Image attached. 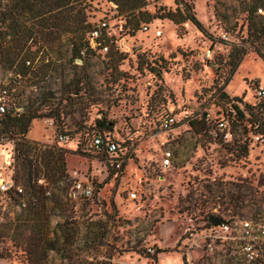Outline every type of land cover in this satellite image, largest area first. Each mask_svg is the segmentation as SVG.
<instances>
[{"label":"rangeland","instance_id":"obj_1","mask_svg":"<svg viewBox=\"0 0 264 264\" xmlns=\"http://www.w3.org/2000/svg\"><path fill=\"white\" fill-rule=\"evenodd\" d=\"M141 1L144 14L133 34L128 11L110 0H93L88 19L94 27L107 21L110 35L93 44L88 33L83 58L76 57L69 34H61L63 27L45 19L47 14L19 15L15 0L0 1V88L15 89L17 110L12 111L39 115L25 135L37 149L26 148L23 155L12 134L0 131V179L24 189L0 191V264H35L26 221L37 215L67 219L60 234L45 236L58 240L60 249L71 248L75 261L93 264H159V249L165 250L161 264H183V252L196 247L185 242L192 232L224 233L212 217L227 220L231 230L241 228L243 220L264 218V138H257L252 123L263 101L258 91L264 87V60L247 41L246 14L237 0ZM187 5L211 37L192 21L179 26L160 17ZM5 11L12 13L6 21ZM16 23L35 30V37L22 40L13 33ZM41 30L51 34L41 37ZM242 48L246 53L232 72L231 53ZM167 116L175 118L170 129L162 126ZM99 117L113 121L112 134L124 137L133 154L124 180L76 148ZM223 120L226 127L219 125ZM60 123L73 138L64 146L68 162L62 183L49 185L44 177L52 169L51 156L45 151L59 145ZM168 150L172 165L164 167ZM76 170L95 182L88 200L69 180ZM137 188L139 199H130L128 191ZM84 218L95 220L87 224ZM81 226L105 227V246L83 243L96 232H81ZM50 255V264H67L60 254Z\"/></svg>","mask_w":264,"mask_h":264},{"label":"trees","instance_id":"obj_2","mask_svg":"<svg viewBox=\"0 0 264 264\" xmlns=\"http://www.w3.org/2000/svg\"><path fill=\"white\" fill-rule=\"evenodd\" d=\"M92 1L93 0H15L14 5L17 8L16 12L19 13V15H23L25 12H28L32 17L35 18L47 14V17L45 19H48L49 21L53 20L56 25H58L59 27H63L61 34H69L68 37L73 44V50L76 53V57L83 58L82 49L84 47L90 46L88 33H91L94 29V26L88 19L89 15L87 13V10L92 5ZM110 1L116 3L122 11L129 12L130 17L128 19V23L133 26L132 33L135 34V32L139 29V24L140 21H142V15L144 14V11H141V7L143 6L142 1ZM237 1L239 2L241 11L246 14L245 21L247 24L248 32L247 41H250L252 43L258 55L264 60V0ZM260 10H262V12ZM11 14L9 11L4 12L5 21L11 17ZM160 17L169 18L179 26H181L184 22L192 21L203 33L211 37L204 24L198 19L192 5H187L185 10H182L181 8H177L176 10H168L165 13H162ZM42 19L43 17L41 18V21ZM19 24L20 23H16L14 27L12 26L14 34H19L22 40H24L26 37H35L37 33L35 30H33L32 28L21 29V25ZM9 26H11V24H9ZM39 32L41 33V37H43L45 34H51L50 31L47 32L41 30ZM8 35H11V33H8L5 38H7ZM23 48L24 46L20 48V51L23 50ZM244 53H246L245 48H242V51L238 54L234 53V51L231 53L232 72H234V70L238 67ZM25 64L26 63L24 61L23 67L28 68V66H26ZM158 72L161 73L160 70ZM228 80L229 79H227V81ZM226 96L228 97V95ZM262 99L263 101L260 104L261 106L259 111L260 115H258V117L252 123L253 125L257 126V128L255 129V133L264 137V98ZM233 100L237 101L240 100V98L235 97L233 98ZM233 106L237 110L239 118L245 120L246 116L244 112L240 110L237 105ZM49 115L53 116L54 114L50 113ZM38 116L39 115H36L34 113L32 114L30 111H24L22 113L14 112L12 110L0 112V131L5 135L12 134V139H16L19 142L16 147L17 152L22 153L26 148L31 149L33 148V146L36 147V143L26 141L25 135L28 132L33 119ZM58 118H60V115H58ZM113 124V121H108L105 117H99L98 119H96L95 123L88 128V131L84 133V135H81L79 139H77V149H83V144L81 143L82 137H88L89 135L90 138H92L93 135H96L97 133L115 136L112 134ZM59 130L61 131V133L68 134L70 140H72L73 135L70 132H65L64 127L61 123L59 124ZM45 153H49V155L51 156L50 166L52 167V169L58 168L61 172V177L63 178L66 163V149H64V147L60 148L58 145H53L50 146L49 149L45 151ZM110 172L111 174H114L113 171ZM45 187L46 193H51V191L49 190L50 188L48 186ZM105 231V227H99L93 238L91 237V240L85 239L83 240V243H91V245L94 247H96L97 244H105L107 241ZM45 235L46 233L33 234L30 238V245L33 248V251H31V256L34 257L33 261L35 262V264H50V252H56L57 254H60L62 256V259L65 260L67 264H77L76 262H78L79 264H93V262L90 263L89 261L84 259H78V261H75L74 254L72 253L71 248H68V246L65 245L64 249H60V242L58 240L49 238L51 236H49V234V237H46ZM161 251L165 250L159 249V252Z\"/></svg>","mask_w":264,"mask_h":264},{"label":"built area","instance_id":"obj_3","mask_svg":"<svg viewBox=\"0 0 264 264\" xmlns=\"http://www.w3.org/2000/svg\"><path fill=\"white\" fill-rule=\"evenodd\" d=\"M262 12V10H260ZM110 27L107 21L101 22L95 26L90 33L92 43L96 44L103 35H110ZM149 26L145 27L148 30ZM158 31V30H157ZM161 32V31H160ZM159 32V33H160ZM108 50V46L104 47ZM28 65L31 64L30 60H27ZM261 98H264V87H261L258 91ZM17 96L15 95V89L11 85H7L0 88V112H6L10 110H17L16 107ZM17 112V111H14ZM50 125L54 126V119H48ZM175 124V118L173 116H167L162 119V126L165 129H170ZM221 127H226V121H220ZM232 135V132H228ZM258 139L264 138L262 135L257 136ZM70 141L68 134L62 133L58 136L59 147L63 148V145ZM81 143L83 144V151L90 155L92 158H96L101 165H103L107 171H113V175L117 178H121L125 175L127 164L130 159H133V154L127 146V141L124 137H115L108 134L97 133L92 138L82 137ZM85 146V147H84ZM37 147V146H36ZM78 148V144H77ZM172 165V151H166L164 153L162 166L168 167ZM78 174V175H75ZM74 175L69 177L72 182L73 189L76 194L81 195L84 199L88 200L95 195V182L91 178L87 177L86 180L81 179L79 171H76ZM79 176V177H78ZM15 190L17 193L23 192V187L16 184L12 180L0 179V191L7 192ZM50 193V192H48ZM128 197L132 200H137L140 197V190L134 189L128 191ZM224 233L235 234L236 238L241 242L240 251L237 252L236 260L237 264H264V218H250L243 220L241 228H234L231 230L230 223H223ZM220 233L213 232L211 235L218 238ZM234 235V236H235ZM211 247V244H209ZM153 252V249L150 248Z\"/></svg>","mask_w":264,"mask_h":264},{"label":"crops","instance_id":"obj_4","mask_svg":"<svg viewBox=\"0 0 264 264\" xmlns=\"http://www.w3.org/2000/svg\"><path fill=\"white\" fill-rule=\"evenodd\" d=\"M13 146V143H9V146ZM66 144L63 145V147ZM77 148V147H76ZM13 153L14 151L11 150V155L9 157V159L13 160ZM9 155L8 152V147L5 149H2V156H3V160L6 159V155ZM86 160L90 161L91 163L95 162V164L100 163L96 158H91V157H85ZM7 160V159H6ZM66 161L68 162V157L66 159ZM101 164V163H100ZM3 166H5V164H3ZM7 166V164H6ZM136 166V164H135ZM89 168L91 166H88ZM102 170H104L106 173H110L109 171H107V169L101 165ZM127 168L129 170V162L127 164ZM49 171V170H48ZM77 171V170H76ZM73 172L74 173H76ZM80 172V171H79ZM131 173V171H129ZM81 173V172H80ZM79 176L81 179L86 180V175L84 174H80ZM72 174V173H71ZM127 169H126V173L123 177H121V180L126 179L127 177ZM49 177H44V181L46 182V184H49L51 182H56V183H60L62 182V177H61V172L59 171L58 168L56 169H51L50 173L48 174ZM113 175V174H111ZM49 202V200L47 201ZM88 220L87 222L85 221V223L88 224V222L95 220V218H84L83 220ZM67 219H65L64 217L61 216H45V215H37V216H32L29 220L26 221L27 223V227L28 229H31L32 235L33 234H39V233H46L49 234V236L51 235H55V234H60L61 231L65 230V221ZM71 220V219H68ZM78 222V221H77ZM84 223V221H82ZM71 224H74V222H71ZM78 230L83 232V231H92V232H96L98 231V227H88V226H81L78 227ZM212 233H205V235L201 234V233H195L192 232L191 236H188L185 239V242H189L191 245L194 243V247L192 250L189 249L187 251V253L183 252L184 254V263L183 264H237V260H236V254L238 251H240L241 248V242L239 239L236 238L237 235L235 234H227V233H220L218 235V238L211 235ZM235 235V236H234ZM209 239V240H208ZM207 240V242H206ZM206 244H211V247H208ZM97 246H101V248H103L105 246V244L102 245H98ZM199 246V247H197ZM178 251V250H176ZM162 252H159V257L157 258V260H159V264L162 263ZM179 252V251H178ZM186 257V260H185Z\"/></svg>","mask_w":264,"mask_h":264},{"label":"water","instance_id":"obj_5","mask_svg":"<svg viewBox=\"0 0 264 264\" xmlns=\"http://www.w3.org/2000/svg\"><path fill=\"white\" fill-rule=\"evenodd\" d=\"M81 61L83 62L82 59H81ZM211 219H212V222H213L214 225L228 223L227 220H225L224 218H220V217H212Z\"/></svg>","mask_w":264,"mask_h":264},{"label":"bare ground","instance_id":"obj_6","mask_svg":"<svg viewBox=\"0 0 264 264\" xmlns=\"http://www.w3.org/2000/svg\"><path fill=\"white\" fill-rule=\"evenodd\" d=\"M160 33H162V32H160Z\"/></svg>","mask_w":264,"mask_h":264}]
</instances>
